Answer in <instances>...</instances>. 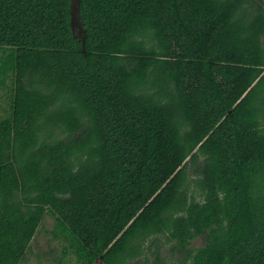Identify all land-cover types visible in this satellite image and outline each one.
<instances>
[{"label": "trees", "instance_id": "obj_1", "mask_svg": "<svg viewBox=\"0 0 264 264\" xmlns=\"http://www.w3.org/2000/svg\"><path fill=\"white\" fill-rule=\"evenodd\" d=\"M79 8L0 0V264L47 214L81 264H264V0Z\"/></svg>", "mask_w": 264, "mask_h": 264}, {"label": "rangeland", "instance_id": "obj_2", "mask_svg": "<svg viewBox=\"0 0 264 264\" xmlns=\"http://www.w3.org/2000/svg\"><path fill=\"white\" fill-rule=\"evenodd\" d=\"M80 12H76L72 20V27L76 35L83 38L85 36V28L79 16ZM0 50V58L2 56ZM11 81H7V85L0 88V119L10 110L11 103ZM56 219L51 214L44 216L40 226L37 228L36 234L33 237L30 246L19 264H81L77 261L73 250L68 246L67 254H64L65 246L68 241L64 238H55L53 231L55 229ZM205 233L191 241L190 249H196L205 244ZM175 242L165 243V238L162 236L154 241V244L148 242L146 244L145 254L138 258V264H159L156 260L155 246L160 245L161 256L170 264H178L185 256V252L174 249ZM42 254L39 258L36 254ZM94 264H102L97 261Z\"/></svg>", "mask_w": 264, "mask_h": 264}, {"label": "water", "instance_id": "obj_3", "mask_svg": "<svg viewBox=\"0 0 264 264\" xmlns=\"http://www.w3.org/2000/svg\"><path fill=\"white\" fill-rule=\"evenodd\" d=\"M71 12H72L71 24H72V20L76 15V12H80L79 0H71Z\"/></svg>", "mask_w": 264, "mask_h": 264}, {"label": "crops", "instance_id": "obj_4", "mask_svg": "<svg viewBox=\"0 0 264 264\" xmlns=\"http://www.w3.org/2000/svg\"><path fill=\"white\" fill-rule=\"evenodd\" d=\"M36 255L40 258L42 254H38V253H37ZM97 261H100V260H97ZM97 261H96V262H97ZM96 262H95V263H96ZM101 263H102V262H101ZM102 264H103V263H102Z\"/></svg>", "mask_w": 264, "mask_h": 264}]
</instances>
